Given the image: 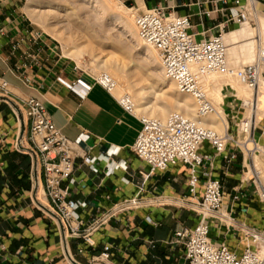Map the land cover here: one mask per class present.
<instances>
[{
    "label": "crops",
    "instance_id": "1",
    "mask_svg": "<svg viewBox=\"0 0 264 264\" xmlns=\"http://www.w3.org/2000/svg\"><path fill=\"white\" fill-rule=\"evenodd\" d=\"M121 1L140 13L160 7L190 17L191 34L197 41L216 36L220 29L230 34L238 26L230 16L236 0ZM256 2L251 27L258 30L262 41L264 2ZM11 12L8 0L0 5V77L9 84L7 93L0 90V264H73L68 253L76 263L89 264L105 246L112 247L108 264H189L184 246L171 242L177 231L194 229L200 222L194 209L204 194V173L222 181L224 212L231 222L228 228L214 222L211 238L217 243L229 241L228 247L242 255L247 246L243 231L264 229V206L253 195L247 173L252 160L247 153L232 144L228 153L214 158L202 172L196 196L189 192V169L182 164L147 179L150 167L133 151L143 128L141 119L127 113L116 96L64 54L57 41L37 37L27 21L14 19ZM78 81L91 90L72 87ZM28 98L45 106L54 125L70 141L90 137L75 149L76 184L68 200L86 204L79 210L81 231L85 236L87 230L97 229L95 247L87 246L83 236L66 240L60 222L44 209H49L50 202L29 150L30 123L14 104ZM238 101H225L223 109L235 138L242 119ZM262 103L264 112V96ZM255 138L264 147V120ZM115 150H119L117 155L112 154ZM234 152L237 159L228 164ZM201 154L214 156L208 144ZM88 158L99 159L94 165L97 173L86 163ZM131 200L138 207L126 209Z\"/></svg>",
    "mask_w": 264,
    "mask_h": 264
},
{
    "label": "built area",
    "instance_id": "2",
    "mask_svg": "<svg viewBox=\"0 0 264 264\" xmlns=\"http://www.w3.org/2000/svg\"><path fill=\"white\" fill-rule=\"evenodd\" d=\"M5 1L0 0V5ZM256 3V0H236L235 8L230 11L231 21L253 24L257 13ZM135 26L140 41L159 53L164 77L176 85L181 95L190 96L195 101L198 116L197 120H191L181 114H173L163 122L139 115L130 96L118 99L127 113L141 119L143 128L133 151L150 167V174L146 178L157 172L165 173L182 164L189 169V192L196 196L202 185L201 177L206 166L212 163L214 158L228 153L230 145L234 144L240 151H245L252 160V166L247 169V173L251 176L253 195L264 206L262 168L256 165L257 158L264 159V147L255 138L257 127L264 120V112L260 107V100L264 96V50L260 48L258 59L252 65L237 71L238 78L253 95L249 101H240L246 112L247 107H250L252 112L247 117L244 115L237 124L238 137L235 138L230 134L229 128L223 135L200 124L218 112L210 98L207 80L214 75L232 72L228 48L224 41L225 30L220 29L216 36L197 41L191 34L193 27L190 17L176 16L160 7L141 13L137 11ZM37 37L41 38L42 34L38 33ZM95 82L113 95L116 84L107 74L95 78ZM72 87L91 90V86L81 81ZM0 90L5 93L9 91V84L2 77ZM232 96L239 100L234 94ZM14 104L30 123L29 150L37 178L44 183L45 194L50 202L48 210L53 217L61 220L66 240L80 239L83 235L79 210L84 209L86 204L68 199L71 186L76 184L75 149L90 137L82 135L76 142L70 141L54 125L45 106L36 99L14 101ZM242 135L247 137L245 143L241 141ZM247 143L252 147L248 148ZM205 144L211 147L214 156L201 154ZM118 153L119 150H115L112 154ZM236 159L237 154L234 152L228 159V164H232ZM98 161L97 158L86 159V163L91 165L96 173L98 171L94 165ZM204 175V194L202 199L195 202L194 209L200 217V222L194 229L177 231L171 244L184 246L189 264H264V229L243 231L247 246L242 255L232 251L228 245L212 240L211 221L219 219L218 215L224 208L225 193L220 179L205 173ZM64 183H68L65 188ZM238 199L239 197H235L236 201ZM129 204L126 209L138 207L136 200H131ZM96 230H87L86 235L82 237L89 247H95L93 233ZM111 250V246H105L100 255L93 257L89 264H108L111 261ZM83 253L84 250H80V254Z\"/></svg>",
    "mask_w": 264,
    "mask_h": 264
},
{
    "label": "bare ground",
    "instance_id": "3",
    "mask_svg": "<svg viewBox=\"0 0 264 264\" xmlns=\"http://www.w3.org/2000/svg\"><path fill=\"white\" fill-rule=\"evenodd\" d=\"M30 1L31 5H33L34 7H37L38 5H43L44 7L50 8V10L46 13L39 12L36 9L29 10L33 16L37 17L38 21L40 19L41 24L46 25L48 21L58 24H61L63 22H66L67 24H74L77 29L86 31L88 33L92 45H94L93 43H97L96 36H94L89 31V27L83 22H81L80 18L76 14L74 6L76 8L77 5L71 4L73 8L69 6L66 7L62 2L64 0H48L47 2H43L42 0ZM103 2L102 4L101 2L99 4L105 11L116 12V9L122 8V6L118 5V3L116 4L113 0H105ZM95 8L97 9V7ZM122 9H124L125 11L123 12L124 15L115 14L112 18L113 23L117 25H122V27L124 28L123 35L125 38L131 39V41H137L136 45H134L135 52L136 54H139V56H143V59L137 62L135 61L136 58H134L132 53H127L125 59H128L127 61L131 60L132 64V72L130 74L126 71V65H130L129 62L125 65V63H123L122 60L119 59L118 56H116L115 53L110 54L108 57H106L109 59L105 58L106 60H102L103 58L94 55V50L89 49L86 46H79L77 44V41H73V46L71 47L69 46L68 40L66 41V39L62 38L60 35H55L57 39L64 43L65 55L67 57L75 59L80 65V60L84 57L86 53L89 55H94V57H96L97 61L99 62L98 67L96 66L98 70L106 72L107 75L116 84V87L113 90V94L115 93V91H130V93L132 94L130 96L134 102L136 112L139 115L143 114L146 118L157 119L163 122L167 121L173 114H181L188 119L197 120L198 116L195 101L190 96L181 95L178 90H176L177 87H175L173 82L161 78L164 75L163 71L160 70L162 68V64L159 62L158 57L153 51V49L146 47L140 41L135 23H133L132 20L130 21V13L133 10L128 8ZM62 12H64V15H62ZM248 25L249 23H238L237 29L233 30L230 34L224 35V38H226L227 40L226 42L224 39L225 44L228 48V60H230L234 66H232L233 68L231 67L232 72L224 74L223 77L225 78V80L221 82H209L213 76L207 80L208 87L210 88V98L213 104L220 111H218L217 114L211 115L207 119H204L200 122V124L203 127L213 129L223 135L226 134L228 128L225 113H223L222 108V106L225 104L226 96L224 95V93L225 90H227L226 88L228 86H231L228 87L229 89L227 91L231 92V94H234L235 97L239 99V101H249V97L251 98L253 95V92L248 87H245V85L238 78L236 71L234 72V69L236 68H244L245 63H249V65L247 66H250L258 59L255 48L256 41L252 39V32H255L250 31V29L252 28H249L250 26L248 27ZM261 33L264 34V24ZM257 42H262L260 34H258ZM120 47L122 46L118 43H113L112 45V48L115 50H117L118 48L120 49ZM136 57H138V55ZM124 62L126 61L124 60ZM130 76H132V78ZM125 96L126 95L122 96L121 98ZM261 103L262 98L260 100V107ZM247 111L252 112V109L250 107H247ZM246 139L247 137L242 135V143H245ZM251 147L252 145L248 144V148ZM262 180L264 183L263 172Z\"/></svg>",
    "mask_w": 264,
    "mask_h": 264
},
{
    "label": "rangeland",
    "instance_id": "4",
    "mask_svg": "<svg viewBox=\"0 0 264 264\" xmlns=\"http://www.w3.org/2000/svg\"><path fill=\"white\" fill-rule=\"evenodd\" d=\"M42 1L47 2L48 0H42ZM103 1H105V0H64V1H62L66 7L69 6V7L73 8V6H71V4L77 5L76 8L74 6V9H75L76 14L80 18V21L83 22L84 24H86L90 29L89 31L94 36H96V38H97V43H93L94 45H92V43L90 42L88 33L86 31L77 29L74 24H67L66 22L58 24V23H54V22L52 23L51 21L50 22L48 21L49 23L47 22L46 25H44V24L40 23V19L38 21L37 17L33 16L32 13H30V11H29L30 9H36L39 12L46 13L47 11L50 10V8H48V7H44L43 5H38L37 7H34L33 5H31L30 0H8V5H10V7L12 9L11 14H12V17L14 19L20 18V19L27 21V23L31 25L32 29L36 30L38 33H41L43 36L51 37L52 39L57 41L60 44V46L62 47L64 54H65L64 43H62L59 39H57L55 35H60L62 38H65L66 41L68 40L69 46H71V47L73 46V41H77V44L79 46H82V47L86 46L89 49L94 50V55H97L98 57L103 58L102 60L109 59L106 57H108L110 54L115 53L116 56H118L119 59H121L122 62L125 63V65H126V63L128 64V62H129L130 65H126L127 66L126 71L130 74L132 72V69H131L132 64H131V60L127 61L128 59H125V57L127 56V53L128 52L132 53L134 58H136V60L135 59L134 60L137 62L141 61L143 59V56L142 55L139 56V54H136V52H135L134 45H136L137 41L136 40L131 41V39L125 38L123 35L124 28L122 27V25H117V24L113 23L112 18L115 14H119V15L123 14L124 15L123 12H125V11L122 8H128V9L133 10L130 13V17H131L130 21L132 20V22L135 23V17L137 14V10L132 9V7H130L128 4L123 3L121 0H113L116 4L118 3V5L122 6V8L116 9V12L105 11L101 7V5L99 4L100 2L102 4ZM106 1H109V0H106ZM95 7H97V9ZM62 15H64V12H62ZM262 22H263V19H260V25L263 24ZM248 27L252 28L250 24L248 25ZM250 31L255 32V33L252 32V39L254 41H256V44L258 45L257 46L255 44L256 53L258 56L260 48L261 49L264 48V45H263L264 38H263L261 43H258L257 42L258 41V34H259L258 30H256L255 27H253L252 29H250ZM256 34H257V36H256ZM224 39L227 42L226 38H224ZM113 43H115V44L118 43L123 48L120 47V49L118 48L117 50H115L112 48ZM153 51L156 53L158 60L161 63L159 53L157 51H155L154 49H153ZM94 55H89L86 53L84 55V57L80 60L81 65L78 63V61H77V63H78V67L80 69H82L83 71H85L88 75L95 77V78H98L102 74H107V73L104 71L98 70L97 67L99 65L98 64L99 62L97 61L96 57H94ZM137 55H138V57H136ZM124 60L126 62H124ZM247 65H249V63L248 64L245 63L244 67ZM230 66L231 67L233 66L231 61H230ZM240 69H243V68H236V69H234V72L236 71V73H237V71ZM160 70H162V68ZM218 76H213L209 82H211V83L215 82V81L221 82V81L225 80L223 75H218ZM130 77L132 78V76H130ZM215 77H218V78H215ZM161 78L166 79L164 77V75ZM175 87H176V85H175ZM228 87H231V86H228ZM228 87L226 88L227 90L229 89ZM245 87H247V86L245 85ZM176 90H177V88H176ZM227 90H225V93H224V95L226 96V99H225L226 104H227L228 100H233V101L236 100L235 98L232 97L231 92H228ZM113 95L116 96L118 99H120L124 95L130 96L132 94L130 93V91H125V92L115 91V93ZM251 98L249 97L248 100H251ZM237 103H239V106H241V108H242L241 109V111H242L241 118L244 115L247 117L248 115L251 114V111L246 112L245 109H243L242 103L240 101H238ZM222 108L225 109L224 105L222 106ZM217 111H220V110L217 108ZM223 113H225L224 110H223ZM140 115L145 117V115H143V114H140ZM225 117L227 120L226 113H225ZM257 161H258V164L260 165V168H262L261 170H262L263 176H264V159L258 158ZM222 214L225 215L226 218L223 216H218L219 219H215V220L211 221V226H214L213 225L214 222H219V223H224L225 227H227V228L229 227L228 223H231V222H229V220L227 218L228 216L224 212V208L222 210ZM223 220H225L226 223ZM228 242L229 241L224 240V241L218 242V243L229 245Z\"/></svg>",
    "mask_w": 264,
    "mask_h": 264
},
{
    "label": "water",
    "instance_id": "5",
    "mask_svg": "<svg viewBox=\"0 0 264 264\" xmlns=\"http://www.w3.org/2000/svg\"><path fill=\"white\" fill-rule=\"evenodd\" d=\"M13 105H14V104H13ZM14 106H15V105H14ZM16 108H17V107H16ZM24 134H25V129L22 130V136H24ZM35 169H36V167H35ZM42 208H44V207H42ZM44 209H45L48 213H50L52 216H54V215H53L48 209H46V208H44ZM58 221L60 222L62 232H63V234L65 235V230H64L63 224H62V222H61L60 219H58ZM68 256H69V258H70V260L72 261L73 264H78V263H76V262L72 259L70 253H68Z\"/></svg>",
    "mask_w": 264,
    "mask_h": 264
}]
</instances>
